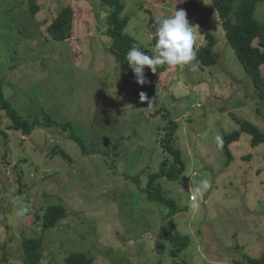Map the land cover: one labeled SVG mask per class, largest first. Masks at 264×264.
<instances>
[{
  "label": "rangeland",
  "instance_id": "obj_1",
  "mask_svg": "<svg viewBox=\"0 0 264 264\" xmlns=\"http://www.w3.org/2000/svg\"><path fill=\"white\" fill-rule=\"evenodd\" d=\"M187 1L119 0L123 36L151 55L154 25ZM192 1L211 10L216 63L163 65L135 87L110 51L100 0H0V89L23 119L38 122L24 136L0 112V264H24L22 241L31 238L43 241L40 264H64L70 252L93 264H248L245 256L264 255V144L240 133L230 162L218 146L239 131L231 115L264 134V100L213 1ZM62 9L73 24L57 41L48 26ZM187 19L195 49L204 46L197 15ZM254 20L264 25V2ZM141 92L157 98L154 110ZM168 133L177 159L162 145ZM173 169L179 174L167 178ZM148 187L170 201L149 200ZM58 204L66 217L44 231L38 218ZM172 235L188 240L175 259Z\"/></svg>",
  "mask_w": 264,
  "mask_h": 264
},
{
  "label": "trees",
  "instance_id": "obj_2",
  "mask_svg": "<svg viewBox=\"0 0 264 264\" xmlns=\"http://www.w3.org/2000/svg\"><path fill=\"white\" fill-rule=\"evenodd\" d=\"M35 1V0H30ZM102 6H108L109 11L106 16L107 22V35L112 38L113 43L110 51L114 55L117 63L124 76L132 83L133 86H141L136 82V77L132 70L128 67L126 56L128 51L135 45L139 46L141 51L142 47L132 38L123 36V29L126 24L125 18H121L120 15L123 12V5L119 0H100ZM213 5L222 18V26L225 32V37L234 51L241 67L249 75L253 87L257 91V97L260 100H264V77L261 75V68L264 66V25L258 24L254 20V13L259 3H263L264 0H212ZM238 5L235 7V3ZM183 9L189 14L197 15L198 28L200 34L205 39V45L195 49L196 60L195 63L199 67L211 66L216 63L215 55L212 51L213 46L216 43L215 37L207 31L208 19L211 15V10L202 7L200 4L195 3L192 0L178 7V10ZM33 13L38 12V8L32 9ZM233 15V22L230 18ZM73 24V12L70 9H62L55 19L48 26V30L54 40L63 41L69 37ZM256 41V46L253 43ZM153 43L155 45V38L153 37ZM166 66H160L158 72L164 71ZM157 72V73H158ZM150 69L145 68V76L147 80L154 75ZM0 112H4L7 118L11 122V128L14 131L21 132L24 136H29L35 126L38 124L36 121H28L23 119L17 111L12 107L11 103L4 97L2 90L0 89ZM234 122L238 125L239 131L223 137L221 143L218 145L222 148L227 156V162L232 159L229 154L228 146L235 142L240 133H246L251 137V145L258 146L264 144V134L259 129L247 122L242 121L235 116L231 115ZM2 123L0 120V130ZM167 143V149L176 159L179 158L178 151L173 149L172 136L168 133L162 143ZM178 153V154H177ZM65 156L64 153H61ZM66 157V156H65ZM248 157V156H247ZM175 164V162H174ZM176 168L181 170V167L176 164ZM179 173L176 169L167 172V178L173 179ZM157 175V174H156ZM152 182V178L148 183ZM157 188L148 187L146 189L148 199L159 203H168L170 200L166 199L160 194ZM67 213L62 205H51L47 207L43 215L38 218L41 221V227L44 231L54 229L58 222L65 218ZM170 236V234H169ZM171 250L170 256L174 259L178 257L188 246L187 238H180L178 235H172L170 238ZM41 238L24 239L22 241V252L24 254V264H40L41 262ZM180 260V259H179ZM245 261L248 264H264V255L259 259H252L245 256ZM64 264H93V258L81 253L70 252L64 259ZM179 264V263H177Z\"/></svg>",
  "mask_w": 264,
  "mask_h": 264
},
{
  "label": "clouds",
  "instance_id": "obj_3",
  "mask_svg": "<svg viewBox=\"0 0 264 264\" xmlns=\"http://www.w3.org/2000/svg\"><path fill=\"white\" fill-rule=\"evenodd\" d=\"M154 26L155 33L152 32L149 37V39L155 38L154 48L150 50L151 55L145 54L139 46L134 45L126 56L128 67L140 85L149 83L145 76L146 67L152 73H157L158 68L163 65L195 67L193 61L196 60L197 36L193 26L189 24L186 11L175 9L173 15L157 21ZM139 99L142 103H147V110L151 111L156 108L157 98H149L145 92H141ZM202 187H207L206 181L202 182ZM202 187L198 186L196 191L201 192Z\"/></svg>",
  "mask_w": 264,
  "mask_h": 264
},
{
  "label": "crops",
  "instance_id": "obj_4",
  "mask_svg": "<svg viewBox=\"0 0 264 264\" xmlns=\"http://www.w3.org/2000/svg\"><path fill=\"white\" fill-rule=\"evenodd\" d=\"M256 46V45H255Z\"/></svg>",
  "mask_w": 264,
  "mask_h": 264
}]
</instances>
